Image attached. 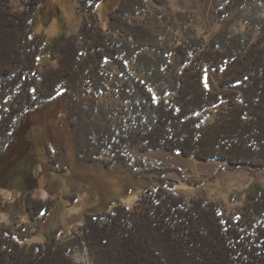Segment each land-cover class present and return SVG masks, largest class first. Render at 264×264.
I'll use <instances>...</instances> for the list:
<instances>
[{
    "label": "trees",
    "instance_id": "1",
    "mask_svg": "<svg viewBox=\"0 0 264 264\" xmlns=\"http://www.w3.org/2000/svg\"><path fill=\"white\" fill-rule=\"evenodd\" d=\"M52 1L29 0L11 11L0 0V151L19 121L66 93L80 162L129 171V150L163 149L264 171V0H219L213 21L246 29L210 39L196 34L192 12L172 10L169 0H123L107 29L96 12L101 0H76L79 32L47 46L32 22ZM42 54L55 64L39 67ZM207 70H224L221 91L205 87ZM232 86L242 91L226 89ZM225 101L231 110L208 122ZM51 165L67 172L59 156ZM137 168L135 179L146 183L135 205L85 213L63 242L58 229L28 244L25 234L0 226V264H78L70 254L84 249L93 264H264V189L228 213L207 197L176 195L182 182L168 177L174 168L140 159ZM24 202L32 220L46 219L55 206L30 195Z\"/></svg>",
    "mask_w": 264,
    "mask_h": 264
},
{
    "label": "rangeland",
    "instance_id": "2",
    "mask_svg": "<svg viewBox=\"0 0 264 264\" xmlns=\"http://www.w3.org/2000/svg\"><path fill=\"white\" fill-rule=\"evenodd\" d=\"M28 1L8 0L7 5L11 11H21ZM122 1L101 0L97 5L96 12L103 28H108L109 14ZM169 1L172 10L195 15L192 27L198 36L210 39L220 31L245 32L246 25L242 22L229 25L213 21L219 0ZM78 6L76 0H53L37 12L32 22L33 30L46 37L47 46L64 34L78 33L83 22ZM251 11L246 9L245 16ZM254 36L256 40L257 32ZM38 64L43 68L55 61L42 54ZM223 74L224 70L220 73L207 70L204 83L208 87H205L212 92L221 91L219 81ZM226 89L242 91L240 86ZM68 103L66 93L44 102L16 124L8 145L0 151V190L11 193L8 198L0 196V226L12 229L15 235L25 234L28 244L44 242L47 234L55 229L59 230L58 241H65L72 232H77L87 212L111 210L117 204L132 208L146 183L134 177L139 173L138 159L174 168L176 171L168 177L183 183L175 190L176 195L187 199L207 197L222 203L228 213H235L248 193L264 189V171L233 170L224 161L202 162L163 149L129 150L128 155L133 160L129 171L119 166L108 170L100 164L80 162L66 111ZM229 110V103L222 102L210 111L207 121L214 122ZM57 156L67 172L59 173L58 166L51 165V160ZM186 182L201 185L195 187ZM38 191L41 197L45 193L47 197L37 200H54V209L44 220L42 217L32 220L24 202V197L33 198ZM70 195L76 196L75 201L66 199ZM70 256L78 264H93L87 249L72 251Z\"/></svg>",
    "mask_w": 264,
    "mask_h": 264
},
{
    "label": "clouds",
    "instance_id": "3",
    "mask_svg": "<svg viewBox=\"0 0 264 264\" xmlns=\"http://www.w3.org/2000/svg\"><path fill=\"white\" fill-rule=\"evenodd\" d=\"M11 193L7 192L6 190H0V196H3L5 198L10 197ZM47 194H44V197H41L39 194V191L33 194V199H41V198H46Z\"/></svg>",
    "mask_w": 264,
    "mask_h": 264
},
{
    "label": "snow or ice",
    "instance_id": "4",
    "mask_svg": "<svg viewBox=\"0 0 264 264\" xmlns=\"http://www.w3.org/2000/svg\"><path fill=\"white\" fill-rule=\"evenodd\" d=\"M205 86L208 87L207 83H205ZM41 214H46V213H41Z\"/></svg>",
    "mask_w": 264,
    "mask_h": 264
}]
</instances>
